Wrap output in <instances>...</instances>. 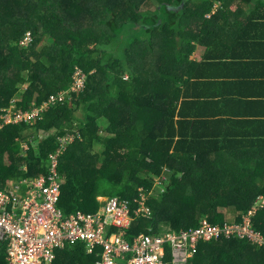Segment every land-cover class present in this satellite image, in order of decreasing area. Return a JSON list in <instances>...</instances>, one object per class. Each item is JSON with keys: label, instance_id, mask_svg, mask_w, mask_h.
<instances>
[{"label": "trees", "instance_id": "trees-1", "mask_svg": "<svg viewBox=\"0 0 264 264\" xmlns=\"http://www.w3.org/2000/svg\"><path fill=\"white\" fill-rule=\"evenodd\" d=\"M237 1L0 0V110L13 101L37 107L69 90L77 68L87 74L84 90L56 100L41 120L0 130V188L49 173L58 137L71 133L59 159L65 214L95 212L107 194L130 199L134 212L141 188L167 167L170 185L148 202L150 217L133 220L130 240L194 228L204 217L222 224L221 207L243 222L264 195V101L240 90L264 75H250L259 65L238 73L218 57L191 58L198 45L212 48L216 17ZM40 132L48 135L36 149L28 137ZM251 224L264 235V208ZM96 260L76 242L58 249L53 264ZM165 261L173 264L169 245ZM187 264H264V245L236 236L201 242Z\"/></svg>", "mask_w": 264, "mask_h": 264}, {"label": "built area", "instance_id": "built-area-1", "mask_svg": "<svg viewBox=\"0 0 264 264\" xmlns=\"http://www.w3.org/2000/svg\"><path fill=\"white\" fill-rule=\"evenodd\" d=\"M32 40L28 32L21 44L26 47ZM86 77L83 69H76L72 92L84 90ZM65 94L53 95L32 109L1 110L0 130L10 124L33 125L56 100L63 102ZM74 140L71 133L58 137L59 147L50 154L49 173L0 188V259L5 256L6 264H53L58 249L76 242L84 243L87 252L98 258L95 264H166L167 245L171 247L173 264H187L201 242L235 236L264 245L263 233L251 224L254 214L264 208V195L257 198L243 222L226 220L214 224L204 217L194 228L156 234L142 232L130 240L128 230L133 220L150 217L152 210L148 202L165 193L170 181L167 167L154 176L151 189L141 188L137 198L139 206L134 212L130 199L113 196L101 200L103 205L96 212L79 210L65 214L58 206L65 182L59 171V159Z\"/></svg>", "mask_w": 264, "mask_h": 264}, {"label": "crops", "instance_id": "crops-1", "mask_svg": "<svg viewBox=\"0 0 264 264\" xmlns=\"http://www.w3.org/2000/svg\"><path fill=\"white\" fill-rule=\"evenodd\" d=\"M236 3L237 9L230 7L227 17L222 19L216 17L217 21L221 22V26L218 31V40L212 45V48L198 45L191 58L201 61L207 59V55L218 57L220 63H228V65H223L222 68H226L227 66L228 68L232 67L238 73L246 71L244 66L252 69L256 65H259L254 68L250 75H264V61L261 60L264 57V0H238ZM222 4L221 1H218L215 3V7L219 8ZM233 13L235 15L238 14V17L241 16V19L239 18L240 20L236 21L235 18L231 17ZM209 16L210 14H208ZM233 57L239 60L232 62L234 61L232 59H235ZM257 59L260 60L256 61ZM231 63L232 65L229 66ZM228 68L226 69L227 73ZM261 81L264 84V77L260 80L253 81L256 84L246 85L247 87L243 86L240 91L244 94H249L251 98L260 95L261 100L254 99V101H264V85L261 84ZM213 90H215L214 86ZM203 92L205 93V90ZM212 99L216 101L214 98ZM200 101L204 100L201 99ZM16 104L17 101H13L10 106L3 108L15 109ZM189 119H194V117L190 116ZM101 198L105 199L107 197H99L100 202L102 200Z\"/></svg>", "mask_w": 264, "mask_h": 264}, {"label": "rangeland", "instance_id": "rangeland-1", "mask_svg": "<svg viewBox=\"0 0 264 264\" xmlns=\"http://www.w3.org/2000/svg\"><path fill=\"white\" fill-rule=\"evenodd\" d=\"M160 1V0H159ZM150 3H148L147 5H149ZM149 7H152L151 5H149L147 8H149ZM72 85H71V87H70V89L69 90H67L66 91V94L64 95V97H63V99L64 98H66L68 95H70L71 96V93H73L72 92ZM44 103V102H43ZM103 120H100V124H101V127H103L104 128V126L102 125V122ZM6 126H4L2 129H4ZM1 129V130H2ZM32 133V132H31ZM26 135L28 136V133L26 132ZM48 135V133H45V132H40L38 135H37V137L36 136H34V135H32V136H30V137H28L29 138V141H30V143H33V145H34V147L36 148V149H38V143H39V141L42 139V138H44V137H46ZM35 137V138H34ZM28 141V142H29ZM28 142H23V146H25L24 147V149H28L29 147H30V144L28 143ZM121 175L120 174H114V178H119ZM34 177V176H33ZM33 177H31V178H33ZM153 180H154V178H153ZM170 185V181L168 182V184H167V187ZM108 196H110V194H107V196H104V197H108ZM102 200L104 199V198H101ZM220 211L222 212V213H224V214H226L225 216H226V220H228V221H230L231 220V218L232 217H235V214H234V210L233 209H229V208H224V207H221L220 208ZM237 215V214H236ZM169 226H165V228H168ZM170 228V227H169Z\"/></svg>", "mask_w": 264, "mask_h": 264}, {"label": "clouds", "instance_id": "clouds-1", "mask_svg": "<svg viewBox=\"0 0 264 264\" xmlns=\"http://www.w3.org/2000/svg\"><path fill=\"white\" fill-rule=\"evenodd\" d=\"M17 108V107H16ZM18 109V108H17ZM108 198V197H107ZM103 203V201H101ZM96 212V211H95Z\"/></svg>", "mask_w": 264, "mask_h": 264}]
</instances>
